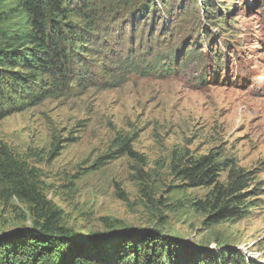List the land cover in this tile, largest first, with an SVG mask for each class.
Wrapping results in <instances>:
<instances>
[{"label": "rangeland", "instance_id": "rangeland-1", "mask_svg": "<svg viewBox=\"0 0 264 264\" xmlns=\"http://www.w3.org/2000/svg\"><path fill=\"white\" fill-rule=\"evenodd\" d=\"M132 1L101 23V40L103 26L113 34L93 46L90 78L0 119V146L34 170L60 225L80 239L159 229L188 248H231L264 264V0H210L208 12L204 0H171V11L160 0L147 11ZM140 52H151L156 72L125 66ZM120 139L136 159L119 155ZM208 152L251 172L256 195L243 218L210 222L189 206L209 187L171 173L174 153ZM109 153L119 156L104 162ZM35 218L0 175V234Z\"/></svg>", "mask_w": 264, "mask_h": 264}, {"label": "trees", "instance_id": "trees-1", "mask_svg": "<svg viewBox=\"0 0 264 264\" xmlns=\"http://www.w3.org/2000/svg\"><path fill=\"white\" fill-rule=\"evenodd\" d=\"M5 1L0 0V119L70 89L71 81L81 85V80L90 78L86 64L93 46H103L113 34L103 26L107 37L101 40V23L108 24L114 10L133 3L106 0L109 3L102 7L97 0ZM160 1L165 7L171 0ZM209 2H203L205 11ZM142 5L147 11L155 9L156 3L144 0ZM169 7L171 11L172 5ZM138 55L144 58L130 60L129 54L124 60L131 72L147 76L157 71L155 59H148L151 52ZM130 142L119 140V155L136 159ZM119 155L109 153L104 162ZM170 170L187 187H209L203 199L192 200L189 206L212 223L243 218L256 195L251 172L216 152L198 157L174 153ZM223 172L226 179L220 182ZM0 175L12 194L36 212L31 227L0 234V264H257L231 248H188L159 229L129 231L98 242L81 240L72 229L60 225V210L40 191L34 170L15 160L5 145L0 146Z\"/></svg>", "mask_w": 264, "mask_h": 264}, {"label": "water", "instance_id": "water-1", "mask_svg": "<svg viewBox=\"0 0 264 264\" xmlns=\"http://www.w3.org/2000/svg\"><path fill=\"white\" fill-rule=\"evenodd\" d=\"M84 239H86V238H83V239H81V240H84ZM88 239H93V238H88Z\"/></svg>", "mask_w": 264, "mask_h": 264}]
</instances>
